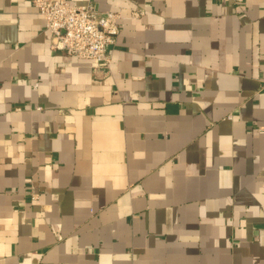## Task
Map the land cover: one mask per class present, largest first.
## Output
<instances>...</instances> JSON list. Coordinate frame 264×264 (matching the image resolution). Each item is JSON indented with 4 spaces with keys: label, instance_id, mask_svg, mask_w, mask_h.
I'll return each instance as SVG.
<instances>
[{
    "label": "crops",
    "instance_id": "obj_1",
    "mask_svg": "<svg viewBox=\"0 0 264 264\" xmlns=\"http://www.w3.org/2000/svg\"><path fill=\"white\" fill-rule=\"evenodd\" d=\"M73 1L108 66L0 0V264H264V0Z\"/></svg>",
    "mask_w": 264,
    "mask_h": 264
},
{
    "label": "built area",
    "instance_id": "obj_2",
    "mask_svg": "<svg viewBox=\"0 0 264 264\" xmlns=\"http://www.w3.org/2000/svg\"><path fill=\"white\" fill-rule=\"evenodd\" d=\"M46 19L51 47L64 50L94 67L108 66L120 34V14L99 11L92 2L79 5L73 0H32ZM139 11L133 16L138 17Z\"/></svg>",
    "mask_w": 264,
    "mask_h": 264
}]
</instances>
